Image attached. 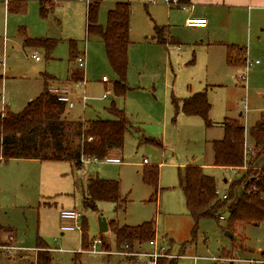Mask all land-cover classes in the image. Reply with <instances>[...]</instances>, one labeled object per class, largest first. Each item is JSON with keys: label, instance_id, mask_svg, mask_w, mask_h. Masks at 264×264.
I'll return each mask as SVG.
<instances>
[{"label": "rangeland", "instance_id": "1", "mask_svg": "<svg viewBox=\"0 0 264 264\" xmlns=\"http://www.w3.org/2000/svg\"><path fill=\"white\" fill-rule=\"evenodd\" d=\"M48 1L54 8L45 15L39 0H0V114L23 111L43 93L45 76H51L60 82L50 83L51 88L69 89L75 104L73 109L68 107L69 121L113 120L109 110L114 104L126 113L131 124L124 148L118 153L122 165L101 162L76 169L68 162H0V225L14 230L13 240L0 231V264H33L38 237L52 249L53 264H140L137 257L115 255L119 250L114 236L110 231L100 232V216L132 227L154 221L156 237L164 239L168 254L181 257L163 258L169 263L264 264V223L240 225L230 237L225 220L203 219L196 241L191 243L194 222L179 188V172L191 164L200 165L205 174L214 177L222 194H227L242 175L214 166L212 142L223 137L219 124L226 117L239 119L249 144L252 142L250 129L264 114V40L261 43L252 36L251 46L249 42L242 45L248 49V63L254 64L242 81L239 74L245 66H229L224 56L204 48L208 34L189 29L182 11L172 9L165 0H104L99 14V25L104 28L108 12L116 3L132 4L129 90L125 96L117 97L113 85L118 77L105 46L99 36L87 35L86 1ZM156 26L169 27L170 36L182 44L181 51L178 45L156 43ZM38 39H52L58 44L51 54H46L42 48L27 45V41ZM71 41L78 57L86 50L84 71L76 62H70ZM74 66L84 74L79 82L67 81ZM104 77L108 83H103ZM202 91L207 92L212 105L210 128L201 118L177 116L172 104V96L182 99ZM72 133L68 131L70 138ZM151 166H159L160 171L156 201L154 189L142 180L144 169ZM95 177L120 183L121 196L126 200L124 210L116 211L115 204L109 202L98 203L96 210L84 208L87 182ZM61 210L82 213L75 232L62 233ZM83 220L91 243L102 236L109 245V249L102 248L103 254H91L90 248L84 250ZM136 248L134 253L152 251L149 244Z\"/></svg>", "mask_w": 264, "mask_h": 264}, {"label": "trees", "instance_id": "2", "mask_svg": "<svg viewBox=\"0 0 264 264\" xmlns=\"http://www.w3.org/2000/svg\"><path fill=\"white\" fill-rule=\"evenodd\" d=\"M39 1L45 15L54 8L48 0ZM103 1L90 0L87 5V35H97L102 40L108 61L118 77L113 85L114 94L117 97L125 96L129 90L127 74L132 6L129 3L115 4L108 12V22L104 28L99 25ZM155 34L154 40L158 44L181 45L170 36L167 27L156 26ZM70 43V62L74 64L80 56L76 55L74 42ZM57 44L58 42L52 39L27 41L28 46L42 48L46 54H51ZM247 51V48L227 46V64L235 68L244 67ZM45 77L47 78L43 93L23 111L20 113L8 111L6 114H0V157L4 162L7 163L12 159L68 162L76 169H81L83 158L104 161L111 151L123 150L125 134L131 124L123 110L117 109L112 104L109 112L114 117L113 120L71 122L67 119L68 105L60 102L58 95L51 92L49 84L56 79L51 76ZM83 78L84 74L74 66L70 71L69 80L79 82ZM172 104L177 116L183 114L187 117H198L205 122L206 127L213 126L209 118L212 105L206 91L196 93L184 100L172 96ZM73 127L76 129L74 130ZM221 127L224 130L223 138L212 142L214 166L221 169L242 170V175L231 184L226 194L227 198L222 199L216 179L205 174L202 167L191 165L180 170L179 188L184 195L188 214L194 222L191 243L196 241L198 227L203 219L221 221L223 214H226L227 218L223 219L227 222L226 230L233 236L240 225L260 226L264 223V114L250 129V137L254 145L252 150L247 152L248 154L246 130L241 121L225 119ZM68 131L73 132L71 138L68 136ZM73 137L77 138V142ZM146 142L162 146L154 140L146 139ZM159 176V166L146 167L142 173L143 183L154 189L155 201L159 193ZM86 188L83 199L85 209L96 210L98 203L109 202L115 204L116 211L124 210L126 200L121 196L118 181L99 177L90 178ZM109 228L119 252H132L137 245L148 244L157 235L154 221L134 227L111 221ZM1 230L9 235V240H13V229L0 227ZM82 232L83 248L87 251L92 243L88 238L85 220L82 223ZM108 246L103 242V248L109 249ZM36 248L38 252L33 264H53L52 249L40 237L36 240ZM224 256H228V253ZM159 264H177V261L169 263L166 259H161Z\"/></svg>", "mask_w": 264, "mask_h": 264}, {"label": "crops", "instance_id": "3", "mask_svg": "<svg viewBox=\"0 0 264 264\" xmlns=\"http://www.w3.org/2000/svg\"><path fill=\"white\" fill-rule=\"evenodd\" d=\"M178 1L185 3L190 7L186 11L185 10L183 11L179 8H175L182 11V13L186 17V21L190 17L203 18L207 20L208 26L205 29H192V30H197V31L200 30L207 33L208 39L207 41L205 40V42H203L205 43L203 44L204 48L209 49L212 53H215L218 56L220 55L224 56L226 62H227V58H226L227 46H238V47L246 48L242 45H244L245 42H249L251 46L252 36L261 43L264 40V0H178ZM171 8L174 9V7ZM251 29L252 32L250 31ZM181 45L180 46L178 45V51H181V47H182ZM200 45H202V43ZM83 54H85L86 57V50ZM86 63H87V59H86ZM68 80L69 79H67V81ZM51 83L56 84L60 82L56 80ZM49 85L52 86L51 84ZM194 94L190 95L187 98H190ZM187 98H182V99L178 98V99L184 100ZM77 105L81 106V103ZM80 119L78 120L80 121ZM225 119H233V118L226 117ZM221 124H219L220 127ZM221 129H223V127ZM223 135H224V130H223ZM221 139L218 138V140ZM248 140H249V136L248 133L246 132V148L251 151L254 144L253 142H250L249 144ZM118 153L119 151L113 150L109 153V157L120 158L122 160V158L119 156ZM12 160H16V159H12ZM32 161L40 162L38 160H32ZM122 164H123V160H122ZM191 165L200 166L198 164H191ZM84 166L82 165L81 169H84L85 168ZM225 170L233 171L235 173H242V170H232V169H225ZM225 183H229V180H225ZM223 194H225V192ZM0 227L4 228V226L2 225H0ZM33 251L35 253L34 260H36L38 250L35 247Z\"/></svg>", "mask_w": 264, "mask_h": 264}, {"label": "built area", "instance_id": "4", "mask_svg": "<svg viewBox=\"0 0 264 264\" xmlns=\"http://www.w3.org/2000/svg\"><path fill=\"white\" fill-rule=\"evenodd\" d=\"M87 5L90 3V0H85ZM151 2H154V0H150ZM165 3L169 7L179 8L181 10H188L190 7L189 5L182 3L178 0H165ZM186 26L191 29H205L208 26L207 20L203 18H197V17H190L186 21ZM248 50V49H247ZM33 58L36 61H40V58L37 55H33ZM259 62H256L255 64H258ZM77 67L84 71L86 68V57L85 54L81 55L77 61H76ZM254 64L250 62L248 63V51H247V60L245 69L239 74V78L242 81L246 80V75L248 72V68L252 67ZM104 83H108L107 78H103ZM61 87V86H60ZM51 92L54 94H57L59 97V101L63 102L68 105L71 109L75 107L74 102L69 96V89L67 88H59V87H53L51 88ZM83 102H84V108L87 106V97L84 94L83 95ZM250 152V150H246V153ZM248 154V153H247ZM3 159L0 157V162H2ZM105 163V164H111V165H120L122 164V160L120 158H114V157H107L104 161H98L97 159H89V158H83L82 159V165H87L89 163ZM144 163H147V160L144 161ZM220 197L222 199H226L227 195L220 193ZM60 218L62 221L61 225V231L62 233H68V232H75L78 229L77 223L82 218V213L77 210H61L60 211ZM222 220L224 217L221 218ZM149 246L151 248V252L149 253H134L132 252H117L115 255L123 256V257H137L140 264H159L160 260L163 258H169V259H179L180 256L168 254L169 248L167 247L164 239L159 240L158 237L150 241ZM142 247L138 245L136 249L140 250ZM103 240L101 238L94 240L92 243L90 250L88 251L91 254H103ZM249 264H258V262L250 261Z\"/></svg>", "mask_w": 264, "mask_h": 264}, {"label": "water", "instance_id": "5", "mask_svg": "<svg viewBox=\"0 0 264 264\" xmlns=\"http://www.w3.org/2000/svg\"><path fill=\"white\" fill-rule=\"evenodd\" d=\"M99 229L101 233H107L109 232V221H107L106 218H103L100 216L99 218ZM228 235L231 237L232 235L228 233ZM262 255L264 256V251L262 252Z\"/></svg>", "mask_w": 264, "mask_h": 264}]
</instances>
